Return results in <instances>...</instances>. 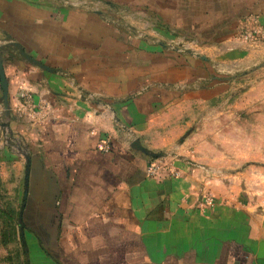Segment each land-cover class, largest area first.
<instances>
[{"label":"crops","instance_id":"1","mask_svg":"<svg viewBox=\"0 0 264 264\" xmlns=\"http://www.w3.org/2000/svg\"><path fill=\"white\" fill-rule=\"evenodd\" d=\"M123 2L156 27L142 36L66 0H0V38L51 68L3 53L9 132L31 147V209L60 232L65 264H264V233L244 211L200 209L187 135L198 103L264 60V0ZM152 159L180 175H150Z\"/></svg>","mask_w":264,"mask_h":264},{"label":"rangeland","instance_id":"2","mask_svg":"<svg viewBox=\"0 0 264 264\" xmlns=\"http://www.w3.org/2000/svg\"><path fill=\"white\" fill-rule=\"evenodd\" d=\"M66 1L84 5L87 14L116 20L131 33L143 36L156 27L155 19L140 4ZM12 41L0 38V47ZM180 43L191 48L187 41ZM229 78L226 93L197 104L187 133L191 134L189 157L202 171L206 189L202 200L213 198L206 209L216 202L240 209L252 228L264 233V65ZM1 96L0 86V264H65L60 232H47L44 219L48 218L30 207V167L28 180L26 174L31 147L20 132H9L12 112L6 115ZM8 147L9 156L4 151Z\"/></svg>","mask_w":264,"mask_h":264},{"label":"water","instance_id":"3","mask_svg":"<svg viewBox=\"0 0 264 264\" xmlns=\"http://www.w3.org/2000/svg\"><path fill=\"white\" fill-rule=\"evenodd\" d=\"M7 51H13L17 53L23 60L30 62L42 69L51 70V68L45 65L44 63H42L41 61L37 60L33 56H31L26 51V49L22 46V44H20L19 42L12 41L0 47V86L2 89L1 101L3 103L6 115L9 116L11 112L10 98H9V81H8L6 70L3 64V53ZM261 65H264V62H262L261 64L257 66H261ZM183 139L184 138H182V140ZM133 147H135L138 150L143 151L145 154L151 156L152 158H160L165 155L162 152H153V151L146 149L144 146H142L139 139L134 140ZM29 167H30V159L28 158L27 174H26L27 180L29 177ZM26 196H27V190L25 192V198Z\"/></svg>","mask_w":264,"mask_h":264},{"label":"built area","instance_id":"4","mask_svg":"<svg viewBox=\"0 0 264 264\" xmlns=\"http://www.w3.org/2000/svg\"><path fill=\"white\" fill-rule=\"evenodd\" d=\"M247 37L250 39H253L254 34L249 33V34H247ZM22 97L28 99L30 97V95H28L27 92L26 93L22 92ZM164 169H170L171 171L173 170V168L171 166H169L168 164L164 165L162 163H159L156 159H152L149 163V166H148V173L152 176H158V175H160L161 170H164ZM172 173L175 176L180 175V172L178 170H173ZM212 203H213V198L210 196H206V197H204V199L200 203V209L202 211H205L206 207L207 206L210 207V205H212Z\"/></svg>","mask_w":264,"mask_h":264}]
</instances>
